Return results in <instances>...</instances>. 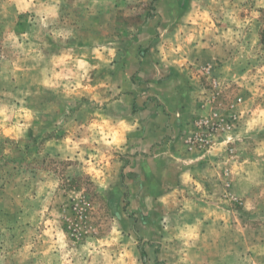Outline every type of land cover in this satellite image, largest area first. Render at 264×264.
Returning a JSON list of instances; mask_svg holds the SVG:
<instances>
[{"label":"rangeland","instance_id":"rangeland-1","mask_svg":"<svg viewBox=\"0 0 264 264\" xmlns=\"http://www.w3.org/2000/svg\"><path fill=\"white\" fill-rule=\"evenodd\" d=\"M0 264H264V0H0Z\"/></svg>","mask_w":264,"mask_h":264}]
</instances>
